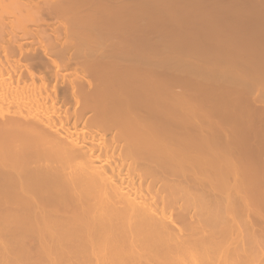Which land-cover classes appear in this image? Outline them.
<instances>
[{
  "label": "bare ground",
  "instance_id": "obj_1",
  "mask_svg": "<svg viewBox=\"0 0 264 264\" xmlns=\"http://www.w3.org/2000/svg\"><path fill=\"white\" fill-rule=\"evenodd\" d=\"M22 1L0 0V31L7 25L8 19L4 21L6 15H10L9 22L14 23H9L8 26H15L18 30L26 23L35 22L36 26L38 22H57L59 5L46 8L44 11L47 18L41 19V15L44 16L41 12H34L29 16L20 13V8L24 5H21ZM81 1L83 0H80V4ZM77 3L79 0L75 2ZM86 3L82 5L91 4ZM123 4L122 8L113 9L115 16H126L127 12L129 16L130 9H139L136 3ZM34 8L38 9L34 5L33 11ZM118 9L121 12L118 13ZM115 16L117 26L122 21ZM101 23L105 22L101 20ZM49 29L51 28L48 27ZM16 48L20 49L21 46ZM56 53L55 55L61 54ZM116 53H121L117 57L119 63L124 62V59L128 60L127 63L110 70V74L107 68L97 71L94 74L97 79L94 86L89 80H84L83 83L79 81V84L71 80L66 87L56 90L59 97L63 94L69 96L72 104L70 103L68 113L60 107L55 109L54 106L52 109L51 105H55L57 101L56 91L51 93L55 104L51 103L49 107L48 100L51 102L52 98L48 99L50 95L44 91V87H37V84L36 89H31L29 84L26 87V84L20 83L21 87H15L11 91L2 82L4 94L7 92L11 99L22 107L25 106L26 114H36L41 119L37 116L38 119H35V115L20 117L18 114L21 119L0 123V264H195L197 260L208 256L213 246L214 251L219 248L218 244L225 239L222 238L218 243L214 235L218 230L223 236L226 234L224 229L228 226L223 223L228 218L223 220L226 217H223L222 207L227 205L232 208L235 205L232 202L235 200L237 203V199L242 200L245 207H249L248 196L253 192L249 193L247 188L251 187V182L246 178L241 182L240 172H237L234 164L226 167L228 169L224 168L226 165L222 164L224 161L220 151L212 146L218 143L214 136L201 132L207 125L199 126L201 121L199 122L198 115L191 113L186 116L182 113L185 104L183 93L176 91V94L174 91L173 94L169 89L164 74L166 64L163 65L162 61L157 66L153 65L154 69H150L149 66L145 67L146 63L144 66L136 65L137 62L135 64L139 60L149 62L145 56L128 55L121 50H116ZM130 61L134 63L130 64ZM89 62L92 63V60ZM51 68L54 76L61 70L59 66V70L54 66ZM6 69L4 72L9 74L11 68L9 71ZM45 88L47 90L49 87ZM78 98L84 105L96 103L97 100V105L92 111L86 110L84 105L78 111ZM229 153L222 155L227 158ZM230 175L232 184L229 181ZM256 180V183H252V189L259 193L261 181ZM258 183L260 184L257 185ZM221 199L225 202H221ZM244 215L246 214L241 217ZM239 218L236 219L238 222L241 221ZM245 224L244 222L243 225L246 226ZM236 229L240 230L239 227ZM217 235L219 236L218 233ZM250 236L248 239L252 238ZM260 237L257 241L262 238ZM263 240L264 237L258 245H263ZM245 241L244 247L247 249L250 247L247 246L249 240ZM255 242L256 239L253 245ZM240 245L242 252L237 251L250 260L248 257L252 253L249 252V255L248 251L251 248L245 253L243 244ZM260 251L257 252L258 255ZM238 254H231L228 264L233 262L232 256L234 258ZM217 255L219 254L215 256L218 257Z\"/></svg>",
  "mask_w": 264,
  "mask_h": 264
},
{
  "label": "rangeland",
  "instance_id": "obj_2",
  "mask_svg": "<svg viewBox=\"0 0 264 264\" xmlns=\"http://www.w3.org/2000/svg\"><path fill=\"white\" fill-rule=\"evenodd\" d=\"M31 1L32 0L22 1L21 5H24L20 8L22 10H20V13L29 16L33 15L32 13L34 12H38L37 14L41 12L40 14L44 15L43 17L41 15V19H46L47 17H45L44 10L50 6L59 5V10L56 13L57 22H48L50 25L47 22H38L36 23V26L35 22L26 23L18 30L15 26H8V24L11 23L9 22L8 17L11 18V16L6 15L4 21L8 19L6 21L7 28L4 27L3 29H6L5 31L6 33L8 32V34H6L3 29L0 31L2 33H0V39L4 41L2 42L0 40V91L3 93L2 94L0 92V101L3 103L2 104L0 102V123L7 122L9 120H18L21 119L20 117H26L27 115L29 117L35 115V117L33 116L35 119L37 117L41 119L39 115L29 113L31 115L30 116L28 113L26 114L25 106L22 107V105H20L16 100L11 99L9 97L10 94L7 92L4 94L2 89L5 87L13 91L19 86L21 87L20 83H24L26 84V87H29L30 85L29 88L32 87L33 89H36L38 84L37 87H44V91H47L46 93L50 95L48 99L52 98L51 102L48 100L50 103L45 99L46 102H48L47 105L49 107L51 103L55 104L56 102L55 105H51L52 109L60 107L68 113L72 104L70 102L71 100L69 101V96L63 94V98L61 96L59 97L56 90H60L62 86L63 88L66 87L68 81L71 80H74L73 82H76V84H79V81L80 83H83L84 80H89L92 82V86H94L93 83H96L95 80H97L94 74H96L97 71L99 72L108 69L107 71L110 74V70L124 66L122 63H127L128 60L126 59H124V62L120 60L122 63H119V59L117 57H119L118 54L121 53L117 54L116 50L124 51V53L126 52L128 55H141V57L145 56L149 62L146 60H139L135 61V64L137 62L138 64L136 65L144 66L146 63L145 67L149 66L150 69H154L153 65L163 61V65L166 64L164 74L167 77L166 79L169 89L172 90L173 94L174 91H179L181 94L183 93L182 99L185 104L182 113L186 116H189L191 113H196L200 119L199 122L201 121V124L198 122L199 126L202 125L205 127V125L208 126L209 124L208 127L206 126V128H204L206 130L202 128L204 131L201 129V132H207V134L215 137V140L219 145L213 144L212 146L213 148L215 147L216 150L220 151L222 156L221 159H223L224 163L222 161L221 162L226 165L222 166H225L224 168H226L234 164V166H236V170H238L237 172H240L238 174L241 182L243 183L244 178L251 182V187H248L247 191H249V193L253 192L248 196V208L244 206L242 200L237 198V203L235 200L232 202L233 199L230 201L235 204L232 208L226 205L227 208L230 207L232 210L230 208L226 210L225 206L222 207L223 217H226L223 220L225 221L228 218L223 223V225L228 226L224 229V233L226 234L223 236V233V235L221 232L219 233L220 230L213 233L216 235L218 243L222 238L225 239L224 241L223 239L221 240V246L218 244L219 248H216L217 252H215L216 250H213V246L210 254L201 258V260H197L195 264H205L206 260V264H228L231 259V254L236 256V253H239L238 256L242 255V253L240 254L237 250L241 251V243L245 249L246 246L244 247V241L246 238L248 239V236L250 235L251 236L249 238L252 237V240H248L252 243L250 244L247 239L246 241L248 242L247 246L250 245L248 248H251V251L248 248L245 249V253L247 252L246 250H249V255V252L252 253V256H247L250 260L244 258L243 255V259H240L241 256L239 259L237 258L238 256L234 258L232 256L233 262L229 264H259L260 262V264H264V244H259L260 246L258 245V242L264 237V233H261L264 231V225H262L264 224V218L262 217L264 216V0H85V2L91 3L89 5H82L85 3L83 2L84 0L81 1V4L80 0L77 4H75V2L78 0H33L35 3H31ZM48 1L50 2L48 3ZM71 2L74 3L71 4ZM124 2L136 3L139 9L137 11L130 9L131 12L129 16L128 12L126 16L122 15L123 12L120 13L123 17L120 15L118 17V14L115 16V14H113V9H117L118 7L122 8ZM30 3L32 4V7L35 5L38 9L34 8L33 11L32 7H30ZM120 10L118 9L117 12H121ZM114 16L119 18L116 19H121L122 21L117 26H115V21L117 20L114 19ZM100 19L105 23H101ZM10 21L12 20L10 19ZM96 22L99 24H96ZM13 24L14 23H11V25ZM113 26L115 27L113 28ZM48 27L52 30H48ZM51 35H53V37ZM55 37L56 39H54ZM53 42H56V46ZM13 44L15 45V48L17 46H21V48H18L19 50L16 48L15 51ZM3 48L4 50H2ZM23 48L24 52L22 51ZM55 49L58 50V54L61 52L62 56H59L61 54L55 55ZM31 56L33 58H31ZM71 58H73V60ZM28 59H30L31 62H29ZM66 59L69 61H66ZM89 60H92L93 64L90 63L91 61L89 62ZM95 60L96 62L94 63ZM36 61L39 62L36 63ZM71 63L73 64L70 65ZM132 63L134 62L130 61V64ZM52 66L57 69L59 66V69L61 70H58L64 74H61L58 71L56 76H54L55 73L51 71ZM10 68L11 72L9 71ZM90 68H93L94 70ZM5 69L6 71H9V74L4 72ZM27 69L30 72L27 71ZM29 73L32 77L28 75ZM7 77L9 78L7 79ZM45 78L47 80H45ZM42 79L43 81H40ZM2 82L5 87L2 86ZM32 83L35 86H31ZM51 85L53 86L52 89ZM55 85L57 89L55 88ZM47 86L50 89L47 88L46 90L45 87ZM52 91H56L55 96L57 97H55V100L57 101L53 99V94H51L53 93ZM5 95H8V97L4 98L3 96ZM6 99L8 101H6ZM78 100L79 104L77 105V110L80 111L84 108H82L84 104L80 101L81 99L78 98ZM66 101H68L67 104ZM62 103L65 105H62ZM86 104L84 105L86 106L85 109L88 111L91 109L92 111L95 108L94 106L97 105V100L96 103L92 102ZM63 106L66 108H63ZM87 107L90 108L88 109ZM23 113L25 114L23 115ZM8 114L10 116H8ZM18 114L21 115L19 118ZM225 152H230L229 156L226 154L227 158L223 156L225 155ZM226 163L230 164L227 165ZM230 177L229 181L231 180L230 184H232V177L231 179ZM254 178L255 180L260 179L261 181V184H257H260L259 193L256 192V190L253 191L252 189V183L255 182V180H253ZM246 180L244 181L246 182ZM256 194L257 196H255ZM221 202H225L224 199ZM225 211H228L231 215L228 212L225 213ZM258 211L260 213H258ZM243 214H246L247 216L244 215L241 217ZM232 216H234V219ZM238 218L241 220L240 222L236 220ZM232 219L235 221H232ZM244 222L246 223V226L243 225ZM228 223L231 226H234V224L238 226H235V228L230 226L229 228V225H227ZM238 227L240 230L236 229ZM221 231L223 232V229H221ZM258 233H261L260 236L262 238L258 236ZM259 237L261 239H258L259 241H257V238ZM253 238L256 239L254 245ZM223 249H225V251ZM218 251H220L221 254ZM258 251H260L259 255L257 253ZM254 252L255 254H253ZM217 253L219 254L217 255L218 257L215 256ZM239 260H244L246 262H240Z\"/></svg>",
  "mask_w": 264,
  "mask_h": 264
}]
</instances>
